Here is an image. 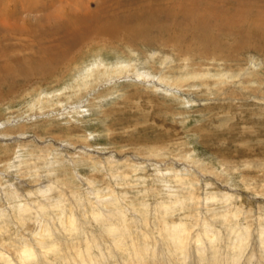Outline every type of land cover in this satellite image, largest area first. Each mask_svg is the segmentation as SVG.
Returning a JSON list of instances; mask_svg holds the SVG:
<instances>
[{"label": "rangeland", "instance_id": "obj_1", "mask_svg": "<svg viewBox=\"0 0 264 264\" xmlns=\"http://www.w3.org/2000/svg\"><path fill=\"white\" fill-rule=\"evenodd\" d=\"M94 8L0 0V264H264V0Z\"/></svg>", "mask_w": 264, "mask_h": 264}, {"label": "bare ground", "instance_id": "obj_2", "mask_svg": "<svg viewBox=\"0 0 264 264\" xmlns=\"http://www.w3.org/2000/svg\"><path fill=\"white\" fill-rule=\"evenodd\" d=\"M94 3H95V10L98 11V7H100L101 5V0H94ZM89 9V8H88ZM197 10V9H196ZM94 11V10H93ZM194 9H192V11H189L188 9L185 11L186 15H184L183 17V23H187L188 22V19L187 17H189L190 15V20H193V17H194ZM155 12V10H154ZM199 12V11H198ZM203 12V11H201ZM206 12V11H205ZM97 13V12H96ZM209 14V13H207ZM206 14V15H207ZM96 14H93L92 12H89L87 14H71V21L70 22H66L64 23V25H66V29L62 30L64 31L67 35H70L68 38L71 40L72 43H76L78 44L83 38L84 36H86V34H89L90 32H97L98 34H102L104 35L103 38H106V34H107V29H108V23H106V21L104 22H98L96 21L94 18H95ZM182 17V16H181ZM197 17H194L195 19V25H196V34L194 35L195 38H197V32L198 33H203L202 36H204L203 38H205V40L207 39V36L205 35V31H207L210 27H211V24L208 22L207 19H205V15L204 14H200V17L197 18ZM189 20V21H190ZM146 22V21H145ZM99 23V24H98ZM127 23V22H125ZM96 24H98L97 26V29L96 30H93V27L96 26ZM151 24H154V23H151ZM191 24V23H190ZM147 27L149 26L150 27V23L146 22L145 24ZM216 26V25H215ZM213 28V26H212ZM214 29V28H213ZM61 30V28L59 29ZM92 30V31H91ZM110 33H112V30H111V27H110ZM82 36H78V35H81ZM143 38H145V36L142 35L141 32H139V30L135 29V31H133L132 35L130 34L128 37H127V44H131L130 42H134V41H140V40H143ZM104 40V39H103ZM198 40V39H197ZM204 40V39H202ZM213 40V39H212ZM197 44V43H196ZM200 45V44H199ZM75 49V47H69L67 46L63 51H72L73 49ZM201 48V47H200ZM26 50V49H25ZM207 52V51H206ZM6 54V53H5ZM58 54V53H57ZM7 56V54H6ZM21 61V60H19ZM22 63V62H21ZM56 63V62H54ZM48 65V64H47ZM46 63H42L40 66H38L35 70L34 73H36L37 75H41V74H44L48 71V69L50 70L51 69V66L49 65V67H47L48 69L45 71L46 69ZM24 75V74H23ZM22 211V210H21ZM69 222L71 224L74 223V220H72L71 222V218L69 220ZM70 226V225H69ZM72 227V226H71ZM180 227V226H179ZM71 229V228H70ZM177 230V229H176ZM184 233V232H182ZM241 239V238H240ZM180 240V239H179ZM135 254V253H134ZM137 255L139 254V256H142L143 257V254L140 253V251H138L136 253ZM30 255V254H29ZM138 256V257H139ZM71 258V257H70ZM137 258V257H136ZM140 259V258H139ZM131 260V259H130ZM217 260V259H216ZM219 260V259H218ZM136 262V261H135ZM138 262V261H137ZM220 262V261H219ZM88 263V262H87ZM131 263V262H130ZM134 264V262H133ZM137 264V263H136Z\"/></svg>", "mask_w": 264, "mask_h": 264}]
</instances>
